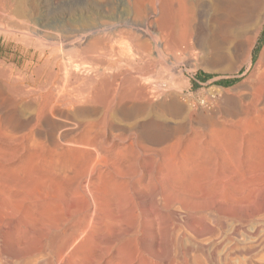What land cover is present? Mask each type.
<instances>
[{"label": "rangeland", "instance_id": "1", "mask_svg": "<svg viewBox=\"0 0 264 264\" xmlns=\"http://www.w3.org/2000/svg\"><path fill=\"white\" fill-rule=\"evenodd\" d=\"M34 1L35 0H24V6L26 8L24 7L25 10H24V13H22V14L17 13L16 10H15V12H13L14 8H15L14 5L12 7L13 10L10 7L6 8V12L7 13H5V11H0L1 13L3 12L2 15L0 14V63H1L0 64V72H2V73H0V77L3 78L4 81H6L8 86H12V84L15 81L18 80V81H21L24 84V86H26L27 89H29L30 87H31L30 89H32V87H34L33 89L37 88L36 90L40 89L42 94L43 93L45 94V92H43V91L46 90L47 88H53L56 85L57 86L54 88L55 89L54 91L57 93L56 90H58V91L60 90L58 88L63 86L64 81H65V83L68 84V85L67 84H64V85H65L66 88L68 87L69 90H70V86L69 85L73 84V86H72L73 88H72V91H71L72 94H76L78 90L79 91L80 90L85 91V89L89 90L88 87H90V85H88L89 83L85 79L80 78V79H75V81H74L73 80L74 78H72V79L66 80V77L64 76L65 74H63L64 71L62 70L64 68V66H68V65L72 66L74 64H79L77 62L78 57H79V60H81L80 57L83 56V53L80 51V49H81L80 47H78L79 51L76 48H69V50H68V48H67V50L65 48L64 50H61V49H59V48H57L55 46L41 44L42 41H39L41 39H39L37 37L30 36V35L23 34L21 32L20 33L16 32V31H14V29H13L14 27L13 26L15 25V23L18 22L19 19H22L20 17L23 16V18L25 20V18H27V17H29L31 15L33 17H35L37 15L36 16L37 18L39 16H41L40 19H43V20H46L48 22H51V23L55 24V22L57 23V22L65 19V18H69V16H71V12H72L70 9L73 8V7L74 8L77 7L76 4H81L82 3L83 5H86V4H88V2H92L93 0H71V1L70 0H60V1L57 0L56 3H54L56 0H39L40 2L38 0H36L35 2ZM51 1H53V2H51ZM130 1H132V0H106V1L105 0H98V2H99L98 5L101 8H103L102 9L103 13L112 14V15L118 17V18H120V17L124 18L130 12V11H127L128 9L130 10ZM228 1H229V3H228ZM30 3H32L31 5L33 6V8L31 7ZM69 4H71V6ZM40 5H41V7H40ZM260 5H261L260 7L258 6L259 8L257 7L258 10L256 9L254 11L253 15L251 16V18L243 25L244 29L241 28L239 30L240 33L237 32L235 34L234 32H236L237 30L236 31L232 30V32L229 35L223 36V35H221L219 33L220 32L219 29L224 24L233 22L235 17L240 14L241 6H240L239 2L237 0H222V1L221 0L220 1L219 0H212V1L211 0H189V2L187 1L186 8H187V12L189 11L190 13L189 12L186 13V17L185 18L188 21V22H185L186 23V28L183 31H180L179 33L175 32V35L171 39L168 40L169 41L168 43H167V41L165 43H163L164 44L163 46L165 48L161 46L162 47L161 48L162 49L161 54L157 55V53H155L156 49H155L154 45L152 44L151 47H152V50H153L152 52L153 53H150V57L148 56L149 53L146 52V51L143 52V55L145 56V59L144 58L143 59L142 58L138 59V58H140L139 55L138 56L135 55L136 59H137V60H135V62L137 64L135 65V63H134V66H136V68L133 65L129 66V67H131L130 68L131 70L133 69L134 75L137 78H139L141 76L140 77L141 79H144L145 75L149 76V77L145 76V79L147 81H149L151 79L149 83L151 84L152 87L155 84H158L159 86L158 85L154 86V88L157 89L155 91V93L166 92V93H164V94H166V100H165V104L164 105H160V104L158 105V103H157V105H158L157 106L156 104H153L152 107H151L152 110L147 106L146 102L141 101V100L136 101V103L133 104V106H132V108L130 110L129 109H124L125 112H127L126 115L123 114L122 116H119V117H115L114 116V117L111 118L112 120L110 122L107 121V124H105V126L104 125L102 126V128H108L107 129V131H108L107 134L110 136V138H111V134L117 133V131L111 130L109 128H131L133 126V128H132L133 129L132 130V135L133 136L131 135L132 137H130L129 139H133L137 143V145L139 143L140 144L137 146V145H135L136 143H134L132 148H129L128 150H126L125 152H123L119 156V160L122 163H127V162L130 163V162H132V160L134 162V163L132 162L133 165L130 163L131 166L129 164H126L129 167L123 171V172L126 171L127 173H125V174H128V177L126 176L127 178H124V180H127L126 182H128V184L124 186L126 188V191H125L124 187H121L119 189L120 192H118V193H120V196H122L123 194H125L127 196L126 197L125 195H123L120 198V200L121 199L125 200L124 201L125 204L123 203L122 206L120 205V207L123 208V211L120 209V207H119V209L116 208L115 204L111 205V208L114 211H116L117 209H118L117 211L121 210L122 212L121 211L120 212L125 215L124 219L125 218L126 219L123 220L124 222H122L121 225H118V226H116V228H114V230H116L118 233H116V231L114 232L115 235L113 236V238H111L110 242H109V239H107L106 237L103 239L102 236L94 239V240H96L95 243H99L100 242V244L102 246L101 249L94 248V249L90 250L88 248L87 250H85L87 254H93V253L94 254H98V252H99V255L102 256V260H101L102 263L101 264H118V263L119 264H125V262L127 264H133V263L134 264H150V263L151 264H166V263L167 264H179V263H181V264H189L190 263L191 264V262H192V264H196V263L197 264H221L222 262H223L222 264H229V263L230 264H264V238H262V237H264V230H262V229H264V201H263L264 200V192H263L264 183H262V182H264V175H263L264 171L261 172V173L255 172L254 174L252 172H250L249 170L251 169V166L253 164H256V163H252V161H249V159L246 158L245 156L241 157L243 163L241 162V159L223 160L220 157H218V154H219V151H220V146L221 147L222 146H226V147L232 148L231 150L234 151V152H238L239 149H240V151H244L243 153H245L246 150H247L246 148H249L250 146L251 147H255V146L257 147V146H261V145L264 146V137H263L264 136V127H260V128H258V127H256V128H247L246 127V125H245L246 121L248 119H251L252 116H251L249 110H247L246 105L244 104V101H242L243 100V95H244V93L246 91V86H248L250 84V82L252 81L250 77H251V75H252V73L254 71L255 65L258 62V60H259V58L261 56L262 50L264 48V26H263L262 33H261V35H260V37H259V39L257 41V44L255 45V49L253 51V54H254L253 55V65L251 66V68L249 69V71L247 72L246 75L245 74L244 75H240L241 73H243L244 71L247 70V64H246V60H245V52H244V49H243L244 47H242V45L239 42L240 40H243V42H245V44H246L247 37L252 36V32L255 31V29L259 26V24L263 23V25H264V10H263L264 5L263 4H260ZM190 6H193V7H191V9H190ZM42 8H43L44 11H42ZM106 8H107V10H106ZM126 8H128V9L124 10ZM176 8L177 7H175V9ZM188 8L190 10H188ZM109 9H111V10L109 11ZM37 10H38L39 13L36 12ZM201 10H203V11H201ZM41 12H43V13H41ZM194 12L196 13V15H195ZM257 12H259V13L257 14ZM11 13H13V14L16 13V14L13 15ZM29 13H31V14H29ZM17 14H18V16L16 17ZM9 15L14 20L12 18H10ZM11 15H13L15 18L13 16H11ZM226 15H228L227 18H226ZM195 17H197V18H195ZM53 18H55V20ZM202 18H203V20H202ZM10 20H13L14 22L10 21ZM4 21H6L5 24L3 23ZM203 21H206V22H203ZM19 22H22V21L20 20ZM251 22L253 23L254 27H253ZM188 24H190V25H188ZM194 24H196V25L194 26ZM248 25L251 26V27L248 28L249 31L246 28V27H248ZM7 26H8V28H7ZM217 28H219V29H217ZM20 29H23V28H20ZM190 29H191V31H190ZM201 30H203V31H201ZM51 32L55 33L56 31H53L52 29H50V31H49V29H47V33L44 32L45 34L42 33L41 36L44 37V35H47V34L50 35ZM180 33H183L182 36H181ZM201 33H203L204 35L201 34ZM124 35L125 36L122 35L124 38L122 36H114V38H113V34H111L110 37H112L113 40H116V39H119V37H122V38H120V40L115 41L116 42V46L117 45L120 46V45H122V44H120L121 41H126L125 40L126 34H124ZM183 35H184V37H183ZM220 35H221V37H220ZM204 37H206V38H204ZM227 37H229V38H227ZM18 38H19V40H18ZM128 38H129V36L127 35V40H128ZM202 39H203V42H202ZM200 42H202L205 45V47H204V45L202 43H201L202 44L201 45ZM166 43H167V45H166ZM85 44H86V41L83 44H81V47H85L84 46ZM118 46L116 47V49L118 48ZM166 46H167V48H166ZM171 46H173L175 49L173 47H171ZM235 46H236V49H234ZM122 47H123V49H124V51L126 53L128 51L127 55L135 53L134 50H131L130 53H129V50L126 48V45H124V44L122 45ZM164 49H167V50H164ZM47 51H49L50 53L47 52ZM75 52L77 54H79V55H77ZM80 54H81V56H80ZM58 55H60V56H58ZM63 56L66 57V58L64 59ZM69 56H70L71 60L69 59ZM135 56H133V57H135ZM74 57L77 58V60L75 59L76 63L73 62ZM63 59H64V62H63ZM43 61H44V63H43ZM140 61H141V63H140ZM72 62H73V64H72ZM86 62L87 61L85 60V63ZM142 62H145V63H142ZM58 63H61V64H58ZM65 63H67V65ZM88 64L89 63H86L85 66H88ZM217 64L219 65L218 67H217ZM58 65L59 66L61 65V66L59 67ZM8 67L10 68V71H9ZM146 68H147V70H146ZM4 69H5V71H4ZM141 69H142V71H141ZM123 70H124V67H123ZM138 70L141 71V72H139ZM135 72H137V73H135ZM10 75H11V77H10ZM15 75H17L18 77L17 76L15 77ZM60 75H62V77ZM26 76H27L28 79H26ZM157 76H159V77H157ZM203 76H206V78H204ZM4 77H6V78H4ZM247 78H250V79H247ZM152 79H154L155 82ZM245 79H246V81H245ZM61 80H64V81L62 82ZM66 81H69L70 84L68 82H66ZM165 81H167V82H165ZM77 82H78V84H77ZM91 86H92V84H91ZM44 87H45V89H44ZM152 87H151V90L154 89ZM167 92H168V94H167ZM26 98H28V100L27 99L25 100L26 103H27V102H29L30 97H28V95H27ZM235 102H237V104ZM27 105L28 104H23L22 108H21L22 115L25 114V116L23 118L29 117V115L27 116V114L28 113L30 114V112H31V109ZM60 109H61L60 116H56V119H55V121H53V125L52 126L49 127L45 123L42 122V123H40V125L38 127L41 128L43 126V128L45 129V128H67V125L68 126H72V123H75V118H76L75 112L73 110L63 109L62 107ZM6 112H7L9 117H14L17 114V112H15L12 108H9V107L6 108ZM146 113H148L150 115H148ZM248 113H249V115H247ZM164 114L166 116L165 118H163ZM145 115L147 117L144 118ZM140 116H141V118H140ZM155 116H156V119H155ZM168 117L171 118L170 119L171 122H169L170 120H169ZM235 117H237V118L239 117L238 121H237V118H235ZM245 117H247V118H245ZM159 118L160 119L162 118V120H160ZM235 119H236V121H235ZM63 120H65V121H63ZM115 120H117V121H115ZM70 121H71V123H69ZM131 121H134V122H132L133 124L130 125ZM123 123H124V125H122ZM125 123L127 125H125ZM138 124H139V126H138ZM128 125L131 126V127H129ZM234 125H235V127H234ZM231 126H233V127H231ZM19 128H33V127L26 126V125H24V123H22V125ZM34 128H36V127H34ZM140 128H141V130L147 132L149 135H153L155 137L153 143H146L145 141H143L141 139L136 140V136L134 135V132H136L135 130H137V132L140 131ZM27 131L28 130H24L23 132H27ZM194 132H196V133H194ZM193 133H194V136H193ZM252 133H254L255 135L254 134H253L254 136L253 135H249V134H252ZM177 135H180V136H177ZM219 136H221V137L219 138ZM236 136H237V138H236ZM243 136H244V138H243ZM34 137H35L36 141L37 140H41V139H39L36 130L34 131V133L32 135V138H34ZM239 137H240V139H239ZM157 138H159V140H163L160 146L157 145V141H158ZM129 139H127L126 143L129 142L128 141ZM169 139H170V141H169ZM183 140H185V141H183ZM194 140H196V141H194ZM30 141L32 142L33 140L30 139ZM202 141L203 142L205 141L206 143L205 142L202 143ZM240 141H243V142H240ZM199 142H201V143L199 144ZM169 143L171 144L172 147L170 146ZM228 143H229V145H228ZM248 143L250 144V146H249ZM28 144H30V142H28ZM178 144H181L182 146L178 145ZM203 144L204 145L206 144L205 145L206 149H205ZM119 145H122V144L121 143L118 144V142L116 141V146L111 147V149L112 150L115 149L114 151H116V149L118 148ZM144 145H146V146H144ZM200 145H202V146H200ZM209 145L210 146L212 145L211 147H213V148H211ZM49 146H50L49 142H46V141H44L42 139L41 141H39V143L36 144V148L32 147V150L33 151L34 150L35 151H38V150L42 151V149L44 147V150L42 151V154H41L42 157L44 158L45 154H46L44 152L47 151L46 148L49 147ZM135 146H137V147H135ZM161 146H162V149H160ZM208 146L211 149L208 148ZM238 146H241V147H238ZM134 147H135V149H134ZM138 147L140 148V150H138L139 149ZM190 147H191V149H190ZM194 147H196V149ZM216 147H218V148H216ZM181 148L183 149L182 151L180 150ZM197 148H198V150H197ZM200 148H202V149H200ZM215 149L218 150V151L214 152ZM153 150L154 151L157 150L156 151L157 155L153 154L154 153ZM151 151H152V154H151ZM187 151H188V153H187ZM200 151H202V152H200ZM204 152H206V153H204ZM109 153H111V152H109ZM159 153L162 154V155L159 156L158 155ZM181 154L184 155V156L181 157L182 156ZM203 155H205V156L207 155V157L205 158V156H203ZM168 156L169 157L171 156L170 159H169ZM176 156H178V158ZM212 157L215 159V161L213 160ZM26 158H27L26 156L22 157V159H26ZM156 158H158V160ZM187 158H189V159H187ZM200 158L202 160L205 158L204 162ZM207 158H208V160H207ZM216 158L219 161H217ZM163 159H168V160H166V162H167L168 169H169L168 174H167L168 181L166 179L165 190H164V194L166 196L164 194H162V192H160L157 189V182H158L157 179L158 178H156V177H158L157 176L158 175L157 174L158 164ZM123 160H125V161H123ZM134 160H136V161H134ZM140 161H141V163H140ZM169 161H172V162H169ZM185 161H187L188 164ZM232 161H233V165H232ZM244 161H246V163ZM213 163H215V164H213ZM139 164H140L141 167L139 166ZM249 164L251 166H249ZM154 165H155V167L156 166L157 167L155 168ZM186 165H187L188 168L186 167ZM198 165L201 166V168L199 166V168L201 170L198 168ZM210 165H212V166L214 165V167H212ZM131 167L134 169L133 170L134 172L132 171ZM215 167L217 168V170L215 169ZM141 168H143V169H141ZM144 169H145L146 173H145ZM202 170H203V173H202ZM225 170H226L227 173H225ZM128 171H129L130 174L128 173ZM141 171H143V172H141ZM191 171L194 174L191 173ZM207 171L208 172L212 171V172L208 173ZM229 171H231V172H229ZM131 172H133V173H131ZM135 172H136V174H135ZM149 172H150L151 175L148 174ZM216 172L219 173V175H217ZM210 173H211V175H210ZM240 173L242 175H240ZM250 174H252V175H250ZM260 174H261V176H260ZM134 175H135V177H134ZM148 175H149V177H148ZM194 175H195V177H194ZM200 175L201 176L203 175V177H206V178L202 179L200 177ZM206 175H208V176H206ZM214 175H215V177H213ZM222 175H223V177H222ZM168 176H169V178H168ZM198 176L200 177V180H199ZM219 176L221 178H219ZM132 177H134L133 180H132ZM154 177L156 178L155 180H154ZM208 177H210L211 179L208 178ZM231 177H233V178H231ZM239 177H241V178H239ZM256 177H257V179H256ZM259 177H262V178H259ZM195 178H197V179H195ZM213 178H215L214 182H213ZM225 178L228 179V180H226ZM208 179H210L211 183H207L209 181ZM248 179H249V181H248ZM197 180H198V182H197ZM261 180H262V182H261ZM146 181L148 183H146ZM200 181H202V183ZM256 181H258V182H256ZM153 182H154V184H153ZM188 182H190V183L192 182L191 184H192V186L194 184V187H195L196 190L193 189L191 184L188 183ZM129 183L131 184V187H130ZM138 183H141V184L139 185ZM169 183H171V186H173V187H169V191H168L167 188H168V186H170ZM178 183H180V185L181 184H185L186 186L182 185V187H181V186L178 185ZM259 183H261V184H259ZM52 184L53 185H52L51 188L55 189V190H53V192L50 193V194L53 195V197L55 199H59V197H61L62 195H65L68 192V187H67L68 184L67 183H66L67 184L66 185L65 182L61 183V181L57 180L56 182L54 181ZM206 184H209V185H206ZM243 184L247 185L248 188H250V187L251 188L255 187V188H254V190H253V188L252 189L250 188V190H253V191H249L248 189H246L247 187L245 185H244L245 187L242 186ZM250 184H251V186H250ZM135 185H136V187H135ZM219 185H221V186H219ZM226 185H227V187H226L227 189L225 188ZM127 186H128V188H127ZM183 186H185V188ZM208 186H209V188H208ZM231 186L232 187L234 186V187L232 188ZM257 186H259L261 188H258ZM74 187H75V183H74ZM110 187L111 188H108V190H106V191L110 192V193L114 192L113 193L114 194V198L115 199L118 198V196H117L118 194L115 192V186L112 184V186H110ZM150 187H152V188L150 189ZM187 187H188V190L186 189ZM189 187H191L192 189L189 188ZM219 187H220V191H219ZM136 188H137V190H135ZM139 188H140V192L138 191ZM147 188L150 191L153 190V192L150 193V195H149V193H147V192H149V190H145ZM174 188H175V192L176 193H178V194L180 193V195H178L180 197H182V196L185 197V195H186V194L182 195L181 192L182 193L183 192L187 193L186 200L188 202H190L191 204H193V205L196 204V206L192 205L193 206V208H192V206L189 205L190 203L187 204V201L185 199H182L183 200L182 202H181V198L180 197H178V199H176L177 198V196H176L177 194L174 193ZM222 188L225 189V190H221ZM241 188H243L244 190L241 189ZM58 189H59L60 192L58 191ZM130 189H132L131 190L132 193H131ZM183 189L184 190L186 189V191H184ZM216 189H217V191H215ZM255 189H257L259 191H256ZM260 189H263L261 191V193H260ZM177 190H179V191L177 192ZM192 190L195 191V192L191 193ZM211 190H212V192H211ZM240 190H242L243 192L240 191ZM65 191H66V193H65ZM172 191H173L175 196L171 195ZM205 191H206V193H205ZM255 191L257 192L256 194L253 193ZM63 193H65V194H63ZM121 193H122V195H121ZM128 193H130V194H128ZM209 193L211 194V197L213 196V198H210V194ZM58 194H59V197H58ZM153 194H154V196H153ZM158 194L161 195V196L164 195L165 197L164 196L161 197ZM188 194L189 195L191 194L193 196V198L190 195V198L187 199V196L189 197ZM258 194H259L260 198H259ZM129 195L131 197H128ZM144 195H147V196L144 197ZM136 196L139 197V200L137 199L138 197H136ZM151 196L154 197V200H153V198ZM200 196L205 201L202 200L200 198ZM171 197H174V198H171ZM217 198H219L221 201L219 199H217ZM148 199H150V200L148 201ZM173 199H175L174 200L175 202H171ZM210 199H212V201L215 200V202L213 201L214 202L213 203ZM135 200L138 203H136ZM199 200L201 201L200 202V206L198 204ZM241 200H242L243 203H241ZM260 200H261V202H260ZM126 201H127V204H126ZM167 201H169V202H167ZM225 201L228 202V203L225 204ZM247 201H249V202H247ZM133 202H135V203H133ZM205 202L207 204H205ZM147 203H148L149 207H148ZM159 203H161V204H159ZM167 203H168V207H166ZM169 203H171V204L169 205ZM217 203H221V204H217ZM222 203H224V204L222 205ZM231 203H233V204H231ZM173 204L175 206H173ZM184 204H186L187 207H183V209H182V206H186ZM228 204L230 206H228ZM125 205H127V206L124 207ZM152 205L153 206L155 205L154 210L152 208ZM164 205H165L167 210H165ZM188 205L190 206V208H189ZM201 206H202V209L200 208ZM138 207H139V209H138ZM169 207L171 208V210H170L171 212L169 211ZM176 207H177V209H176ZM203 207H206V209L203 208ZM210 207H213V208H210ZM231 207H232V209H231ZM65 208H67V207H65V206L63 208L61 207V209L58 211L59 212L58 215L61 216L62 218H65V221H63L64 223L61 222L57 226L59 228L55 227V229H54V228L51 227L48 230L47 229L46 230L34 229L35 232L32 233L30 231L31 225L28 224V225L24 226V231L22 233L24 235V237H25V238L24 237L23 238L26 239V243H24L25 245L23 246L25 248L24 249L25 251H22L24 253V255H28V256L29 255H35L36 257H41L42 256V257L50 258V256H47V255H51V257L52 256L54 257L55 255L59 254V252L61 251L62 245L64 244V241H66L68 239V238H66L67 235H65V233H67L68 231L69 232L71 231L70 230L71 229V224L75 221V220H72V219H75V217L76 218L78 217V214H76V215L75 214L74 215L73 214H66L64 211H66L67 209L65 210ZM141 208H142V210H141ZM150 208L152 209L151 213L149 211ZM184 208H185V211H184ZM194 208L195 209H197V208L200 209V212L198 210L196 211ZM62 209H64V210H62ZM187 209H189L188 212L186 211ZM124 210H125V212H124ZM126 210H130L131 212L130 211L128 212ZM139 210H141V211H139ZM192 210H195V211H192ZM207 210L209 212H207ZM234 210H236V211H234ZM242 210H244V211H242ZM251 210H254V212H252ZM143 211H144V213H143ZM183 211L185 213H183ZM239 211H241L242 214L239 213ZM246 211H248L250 213H248ZM262 211H263V213H262ZM157 212H158V214H157ZM176 212H178V214ZM236 212H238V213H236ZM125 213H127L129 215H127ZM154 213H156V215ZM234 213H235V215H234ZM243 213H245V214L243 215ZM82 214L83 213H81L79 216H82ZM136 214H137V216H136ZM153 215H154V217L156 216L157 219L154 218ZM157 215H159V217ZM203 215H205L206 217L203 216ZM231 215L233 216V219H232ZM172 216H173V218H172ZM228 216L230 217L229 219H231L233 221H230L229 219H227ZM69 217H71V218H69ZM136 217H137V219H136ZM177 217H178L179 220L177 219ZM234 217H236L235 220H234ZM237 217L238 218L240 217V220H237L238 219ZM129 218H130V220H127ZM140 218H142V219H140ZM225 218H226V220H225ZM208 219H210V221ZM246 219H248V220H246ZM187 220L190 221V222H188ZM249 220L253 221V222L250 223ZM68 221H70V222H68ZM156 221L157 222L159 221V223H157ZM179 221H180L181 224L178 223ZM236 221H238V222L240 221V222L238 223ZM241 221H244V222H241ZM245 221H246V223H245ZM247 221H249V223ZM255 221H256V224H255ZM258 221H259V223H258ZM67 222H68V224H67ZM137 222H138V224H137V227H136V223ZM153 222H154V224H153ZM204 222H206V223L204 224ZM65 223H66V225H65ZM199 223H200V225H199V229H198V226H196V225H198ZM215 223L217 225H215ZM222 223H224V225ZM232 223H235V225L232 224ZM130 224H132V225H130ZM143 224H144V226H143ZM172 224H173V226H172ZM184 224H186V225H184ZM211 224H213V226ZM133 225H135V226H133ZM145 225H147V226L145 227ZM160 225H161V228H159ZM203 225L204 226L206 225V227H205L206 229L204 228ZM119 226H120L121 230H123V231H120ZM195 226L197 227L198 230L195 228ZM215 226H217V227H215ZM184 227H185V229L187 231L184 230ZM202 227H203V229H202ZM136 228L138 230L139 229L140 230L138 231ZM180 228L181 229L183 228V230H181L182 232L180 231ZM226 228H227V230H226ZM240 228H241V230H240ZM124 229H125V231H124ZM135 229H136V231H135ZM141 229H142V231H141ZM155 229H156V233L159 232L158 234H155ZM201 229L204 231V233H202L203 231H200ZM208 229H210L211 231L208 230ZM242 229L244 231L243 233H242ZM161 230L164 231L165 234H167V235L164 236V233ZM176 230L178 232L180 231L181 233L179 232L180 234L177 235L178 232ZM194 230H195L196 233H194ZM254 230H255V232H254ZM46 231H48V232H46ZM189 231L190 232L193 231V233L191 232V234H189ZM212 231H213V233H212ZM60 232L61 233L63 232V233L60 234ZM123 232H127L128 234L127 233L125 234ZM169 232H170V235L168 234ZM122 233H123V235H122ZM140 233H142V234H140ZM172 233H174V234H172ZM183 233H185L186 236ZM200 233L202 234V236H201ZM248 233H250V234L247 235ZM136 234H138V235H136ZM28 235H30V237ZM155 235H156V238H155ZM183 235H184V237H182ZM215 235L216 236L220 235V236L216 238ZM230 235H234V236H230ZM44 236H46V237L44 238ZM224 236H226V237H224ZM15 237H16V235L14 233H11L9 235V237H8L9 238L8 239L9 244H8V248H7L6 254H5L8 257H11V256L13 257V256H15L17 254L15 252L16 248L14 247L15 246L14 245L15 244L14 241H17L15 239ZM115 237H117V238L115 239ZM121 237H122V239H121ZM139 237H140V239H139ZM148 237H151L150 238L151 240ZM196 237H198V238H196ZM202 237H204V238H202ZM214 237H215V239H217L216 241H215ZM241 237H243L242 241H241ZM41 238H43L44 240L41 239ZM165 238H166V241H164ZM193 238H196L197 241H195L196 239L194 240ZM244 238H245V240H244ZM30 239L35 241V243H33V241H31ZM156 239H158L159 241L156 240ZM190 239H191V241H190ZM56 240H58V241H56ZM135 240L136 241L138 240L137 242H139V241L140 242L137 243ZM210 240H212V241H210ZM160 241L161 242L164 241L165 243L163 242L162 244H160ZM175 241L176 242L178 241L177 242L178 245L175 244L176 243ZM194 242H195V244H194ZM204 242L207 243V246H206V243H204ZM259 242H262V243L258 244ZM44 243H45V245H44ZM48 243H49V245H48ZM104 243H106V244H104ZM116 243H117V245H115ZM119 243H121V244H119ZM167 243H169L170 246ZM191 243H192V245H191ZM197 243H198L199 247L197 246ZM237 243H239L240 245L239 244L237 245ZM29 244H31V245H29ZM36 244H38V245H36ZM133 244H135V245L132 246ZM179 244H181V245L179 246ZM193 244L195 246H193ZM254 244L258 245L257 248H256V246ZM105 245L106 246L109 245L110 247L108 246L106 248ZM228 245H229V247H227ZM233 245H234V247H233ZM38 246L40 248H38ZM136 246H137V248H136ZM171 246H173V248ZM202 246H204V247H202ZM240 246H242V247H240ZM148 247H151V248L149 249ZM143 248H144V250H143ZM174 248L177 249L176 252H175ZM211 248H212V250H211ZM238 248H240V249H238ZM9 249H11V250H9ZM109 249L112 250V251H110ZM147 249H148L149 252H147ZM156 249H158V250H156ZM159 249H161V250H159ZM167 249H169V250H167ZM104 250H106V251H104ZM182 250H184L187 253H184V251H182ZM225 250H227V251H225ZM230 250H231V252H230ZM107 251H108V254H107ZM118 251H120V252H118ZM164 251L167 252V253H165ZM246 251L250 255L249 254L247 255ZM250 251H252L253 253L252 252L250 253ZM13 252H15L14 255H12ZM104 252H105V255H102V254H104ZM144 252H145V255H144ZM216 252H218V253H216ZM220 252H221V255H220ZM245 252H246V254H245ZM146 253L151 254V255H147ZM169 253H170L171 256L168 255ZM141 254H143V255H141ZM163 254H166L167 257H166V255H163ZM182 254H184V255H182ZM188 254L190 255L191 258H193V260L190 257H188ZM226 254L228 255L227 258H226V256H227ZM209 255H211V256H209ZM214 255L217 256V257L215 258ZM224 255H225V257H224ZM117 256H119V257H117ZM161 256H162V258H160ZM128 261H130V263H128ZM145 261H147V263ZM193 261L196 262V263H194Z\"/></svg>", "mask_w": 264, "mask_h": 264}, {"label": "bare ground", "instance_id": "2", "mask_svg": "<svg viewBox=\"0 0 264 264\" xmlns=\"http://www.w3.org/2000/svg\"><path fill=\"white\" fill-rule=\"evenodd\" d=\"M36 1V0H35ZM34 1V2H35ZM39 1V0H38ZM60 1V0H59ZM71 1V0H70ZM106 1V0H105ZM187 1L189 2V0H132L130 1V10L128 8L124 9L127 11H130L126 17L124 18H118L112 14H106L103 13L102 9L99 5H98V0H93L92 2H88V4L86 5H82L81 4H76L77 7H73L70 10L71 12V16H69V18H65L59 22H55V24L48 22L46 20L40 19L41 16H39L38 18L35 16L33 17L32 15L25 18L20 17L22 19H19L17 23H15V25L13 26L14 31L16 32H21L23 34L26 35H30L33 37H37L42 41L41 44H45V45H50V46H55L61 50H64L66 48H76L79 51L80 47V51L83 53V56L80 57L81 60H78L77 58L74 57L73 62H75V59L77 60V62L79 64H74V65H68V66H64V68L62 69L64 71L63 74H65L64 76L66 77V80L68 79H72L75 81V79H80L83 78L85 79L90 85V87H88L89 90L85 89V91L83 90H78L76 94H72V86L73 84L69 85L70 86V90L69 88L65 87L64 84L65 83V79L61 80L62 82L64 81V84L62 87H59L58 89H60L59 91H57V93L54 91L55 87L53 88H47L46 90H44L43 92H45V94L41 92V90H36L33 89L34 87H32V89H27L26 86H24V84L21 81H15L12 86H8L6 81L3 80V78L0 77V264H101L102 263V256L98 254H87L85 250H87L88 248L90 250L94 249V248H98L101 249L102 246L99 243H95L96 240H94L95 238H98L100 236H102V238L104 239L105 237L107 239H109V242L111 241V238H113V236L115 235V231L114 228H116V226L121 225L122 222H124L123 220L125 215L122 214L121 212L123 211V208L120 207V205L122 206L123 203L125 204V200H120V198L125 195L121 193L122 196H120V192L119 189L121 187H124L125 185L128 184V182H126L127 180H124V178L128 177V174L126 171L123 172L125 169H127L129 166L126 164H129L131 166L132 162H127V163H122L119 160V156L125 152L126 150H128L129 148H132L134 143H136L133 139H129L130 137H132V128L133 126H129L131 128H109L111 130H115L117 131V133H113L111 134V138L110 136L107 134L108 128H102V126L105 124H107V121L110 122L112 119V117H119L122 116L123 114L126 115L127 112H125L124 109H131L133 104L136 103V101H144L146 102L147 106L152 110V105L158 103V105H164L165 104V100H166V92H158L155 93V91L157 90L156 88H154V86L158 85L155 84L153 87L151 86V84L149 83V81H147L145 79H141L140 77L137 78L134 73H133V69L131 70L129 66H134L137 64L135 62L136 56L139 55L140 58L138 59H145V56L143 55V52L146 51L148 52V56L150 57V53H153L152 51V47L151 45L153 44L156 51L155 53H157V55L161 54L162 51V47H164L163 43H165L167 41V43L169 42L168 40L171 39L174 35L175 32H180L183 31L186 28V23L188 22L186 20V13L187 12ZM212 1V0H211ZM220 1V0H219ZM222 1V0H221ZM241 6V12L238 16L235 17L234 21L231 23H227L224 24L223 26L217 29H219V33L223 36L229 35L232 30L236 31L234 32L235 34L237 32L240 33V29L243 28V25L251 18V16L253 15L254 11L261 6L260 4L264 5V0H237ZM40 2V1H39ZM38 2V3H39ZM53 2V1H51ZM57 0L54 2L56 3ZM227 2V1H226ZM225 2V3H226ZM13 3V4H12ZM33 3V2H32ZM30 3V5L32 4ZM229 3V1H228ZM27 4V3H26ZM36 4V3H35ZM34 4V5H35ZM13 5L15 6L14 11L16 10L17 13H24V0H0V11H5L6 12V8H12ZM39 5V4H38ZM37 5V6H38ZM71 6V4H69ZM105 5V4H104ZM129 5V4H128ZM36 6V5H35ZM43 6V5H42ZM234 6V5H233ZM259 6V7H258ZM28 7V6H27ZM31 7L33 8V6L31 5ZM41 7V5H40ZM53 7V6H52ZM127 7V6H126ZM175 7H177L175 9ZM193 6H190V9ZM258 7V8H257ZM26 8V7H25ZM105 9V8H104ZM188 8V10H190ZM200 9V8H199ZM198 9V10H199ZM13 10V8H12ZM35 10V9H34ZM41 10V9H40ZM107 10V8H106ZM111 9H109L110 11ZM264 10V8H263ZM42 11L43 8H42ZM203 11V10H201ZM200 11V12H201ZM34 12V11H33ZM38 12V10L36 11ZM108 12V11H107ZM114 12V11H113ZM121 12V11H120ZM261 12V11H260ZM3 13V12H2ZM2 13L0 12V14L2 15ZM4 13V14H5ZM39 13V12H38ZM37 13V14H38ZM43 13V12H41ZM117 13V12H116ZM127 13V12H126ZM125 13V14H126ZM190 13V12H189ZM195 13V12H194ZM259 12H257L258 14ZM13 14V13H11ZM16 14V13H15ZM13 14V15H15ZM31 14V13H29ZM60 14V13H59ZM58 14V15H59ZM64 14V13H63ZM220 14V13H219ZM6 15V14H5ZM11 15V16H13ZM25 15V14H24ZM28 15V14H27ZM41 15V14H40ZM54 15V14H53ZM52 15V16H53ZM193 15V14H192ZM196 15V13H195ZM194 15V16H195ZM202 15V14H201ZM18 16V14L16 15V17ZM45 16V15H44ZM47 16V15H46ZM119 16V15H118ZM204 16V15H203ZM228 15H226L227 18ZM10 17V15H9ZM14 17V16H13ZM12 18V17H10ZM15 18V17H14ZM50 18V17H49ZM52 18V17H51ZM191 18V17H190ZM197 18V17H195ZM201 18V17H200ZM3 19V18H2ZM13 19V18H12ZM55 20V18H53ZM9 20V19H8ZM14 20V19H13ZM10 20V21H13ZM16 20V19H15ZM22 22H19V21ZM203 20V18H202ZM205 20V19H204ZM258 20V19H257ZM7 21V20H6ZM4 21L3 23L5 24ZM17 21V20H16ZM254 21V20H253ZM14 22V21H13ZM197 22V21H196ZM195 22V23H196ZM201 22V21H200ZM199 22V23H200ZM206 22V21H203ZM202 22V23H203ZM201 23V24H202ZM252 23V22H251ZM12 24V23H11ZM204 24V23H203ZM202 24V25H203ZM206 24V23H205ZM255 24V23H254ZM13 25V24H12ZM190 25V24H188ZM196 24H194L195 26ZM253 25V23H252ZM263 23H260L259 26L255 29V31H253L252 29V36L247 37L246 39V44L245 42H243V40H240V44L242 45V47H244V52H245V60H246V64H247V70L244 71L243 73H241L240 75H246L247 72L249 71V69L251 68V66L253 65V51L255 49V45L257 44V41L262 33L263 30ZM5 27V26H4ZM190 27V26H189ZM188 27V28H189ZM201 27V26H200ZM206 27V26H205ZM217 27V26H216ZM249 27H251L250 25H248L247 30L249 31ZM254 27V25H253ZM8 28V26H7ZM23 28V29H20ZM4 29V28H3ZM10 29V28H9ZM47 29H52L53 31H56L55 33H50V35H44V37L41 36L42 33H47ZM244 29V28H243ZM242 29V30H243ZM5 30V29H4ZM186 31V30H185ZM191 31V29H190ZM194 31V30H193ZM203 31V30H201ZM246 31V30H245ZM44 33V34H45ZM193 33V32H192ZM111 34H113V38L114 36H125L124 34H126L125 40L126 41H121L120 44H124L126 45V48L129 50V53L131 50H134L135 53H132L130 55L124 51L122 45L118 46V48L116 49V42L120 40L116 39L113 40L111 36ZM181 36L183 33H180ZM200 34V33H199ZM203 34V33H201ZM244 34V33H243ZM127 35L129 36L128 40H127ZM193 35V34H192ZM204 35V34H203ZM220 35V37H221ZM180 36V35H179ZM188 36V35H187ZM184 37V35H183ZM217 37V36H216ZM245 37V38H246ZM124 38V37H123ZM203 38V37H202ZM206 38V37H204ZM223 38V37H222ZM229 38V37H227ZM244 38V39H245ZM19 40V38H18ZM123 40V39H122ZM22 41V40H21ZM20 41V42H21ZM86 41V44L84 45L85 47H81V44H83ZM203 42V39H202ZM200 42V44L202 43ZM238 42V43H239ZM166 43V45H167ZM205 43V42H204ZM203 44V43H202ZM201 44V45H202ZM230 44V43H229ZM204 45V44H203ZM231 45V44H230ZM42 46V45H41ZM162 46V47H161ZM173 47V46H171ZM170 47V48H171ZM205 47V45H204ZM125 48V49H126ZM165 48V47H164ZM167 48V46H166ZM174 48V47H173ZM154 49V48H153ZM175 49V48H174ZM234 49H236V46L234 47ZM242 49V48H241ZM167 50V49H164ZM227 50V49H226ZM51 51V50H50ZM228 51V50H227ZM49 52V51H47ZM229 52V51H228ZM41 53V52H40ZM50 53V52H49ZM76 53V52H75ZM77 54V53H76ZM49 55V54H48ZM79 55V54H77ZM136 55V56H135ZM156 55V56H157ZM229 55V54H228ZM239 55V54H238ZM60 56V55H58ZM74 56V55H73ZM81 56V54H80ZM135 56V57H133ZM152 56V55H151ZM64 57V56H63ZM223 57V56H222ZM48 58V57H47ZM66 57H64L65 59ZM147 58V57H146ZM160 58V57H159ZM227 58V57H226ZM58 59V58H57ZM63 59V62H64ZM69 59L71 60L70 56ZM73 59V58H72ZM151 59V58H150ZM228 59V58H227ZM232 59V58H231ZM59 60V59H58ZM83 60V61H82ZM85 60L87 61L86 63H89L88 66H85ZM142 61V60H141ZM140 61V63H141ZM70 62V61H69ZM72 62V64H73ZM44 63V61H43ZM85 63V64H84ZM139 63V62H138ZM139 63V64H140ZM145 63V62H142ZM220 63V62H219ZM1 64V63H0ZM61 64V63H58ZM67 65V63H65ZM70 64V63H69ZM224 64V63H223ZM51 65V64H50ZM144 65V64H143ZM52 66V65H51ZM59 66V65H58ZM61 66V65H60ZM59 66V67H60ZM215 66V65H214ZM219 65L217 64V67ZM43 67V66H42ZM124 67V70H123ZM136 68V66H134ZM133 67V68H134ZM139 67V66H138ZM216 67V66H215ZM9 68V67H8ZM26 68V67H25ZM60 69V68H59ZM138 69V68H137ZM151 69V68H150ZM241 69V68H240ZM239 69V70H240ZM49 70V69H48ZM52 70V69H51ZM140 70V69H139ZM138 70V71H139ZM147 70V68H146ZM145 70V71H146ZM5 71V69H4ZM10 71V68H9ZM13 71V70H12ZM17 71V70H16ZM23 71V70H22ZM61 71V70H60ZM137 71V72H138ZM142 71V69H141ZM139 71V72H141ZM36 72V71H35ZM135 72V73H137ZM138 72V73H139ZM2 73V72H0ZM15 73V72H14ZM24 74V73H23ZM26 74V73H25ZM40 74V73H39ZM47 74V73H46ZM145 74V73H144ZM158 74V73H157ZM12 75V74H11ZM10 75V77H11ZM37 75V74H36ZM51 75V74H50ZM148 75V74H147ZM151 75V74H150ZM17 75H15L16 77ZM23 76V75H22ZM39 76V75H38ZM46 76V75H45ZM62 77V75H60ZM63 76V77H64ZM139 76V75H138ZM14 77V76H13ZM18 77V76H17ZM64 77V78H65ZM149 77V76H146ZM159 77V76H157ZM6 78V77H4ZM25 78V77H24ZM251 82L248 86H246V91L243 95V100L244 104L246 105L247 110H249L252 118L248 119L245 123L247 128H260V127H264V48L262 50L261 56L258 60V62L255 65L254 71L251 75ZM247 78V79H250ZM26 79L27 76H26ZM39 79V78H38ZM41 79V78H40ZM25 80V79H24ZM31 80V79H30ZM57 80V79H56ZM55 80V81H56ZM72 80V81H73ZM154 81V79H152ZM161 80V79H160ZM42 81V80H41ZM152 81V82H153ZM246 81V79H245ZM248 81V80H247ZM40 82V81H39ZM58 82V81H57ZM56 82V83H57ZM69 83V81H66ZM80 82V81H79ZM155 82V81H154ZM160 82V81H159ZM167 82V81H165ZM37 84V83H36ZM60 84V83H59ZM70 84V83H69ZM78 84V82H77ZM92 84V86H91ZM246 84V83H245ZM27 85V84H26ZM40 85V84H39ZM68 85V84H67ZM159 86V85H158ZM164 86V85H163ZM50 87V86H49ZM151 87L154 88L151 90ZM45 89V87H44ZM53 89V90H52ZM174 90V89H173ZM165 91V90H164ZM170 91V90H169ZM237 91V90H236ZM239 91V90H238ZM74 93V92H73ZM230 93V92H229ZM236 93V92H235ZM168 94V92H167ZM28 95V97H30L29 102L26 103V99L28 100V98H26ZM239 96V95H238ZM176 98V97H175ZM240 98V97H239ZM229 102V101H228ZM237 104V102H235ZM23 104H28L27 106L31 109L30 114L26 113L27 116L29 115V117L27 118H23L25 116L22 115L21 112V108ZM157 105V106H158ZM227 105V104H226ZM229 105V104H228ZM232 105V104H231ZM12 108L15 112H17V114L14 117H9L7 112H6V108ZM67 109V110H73L75 112V123H72V126H68L67 128H43V126L41 128H39L38 126L40 125V123H45L47 126H52L53 125V121H55L56 116H60V112L61 109ZM184 107V106H183ZM236 108V107H235ZM23 110V109H22ZM29 110V109H28ZM25 111V110H24ZM238 111V110H237ZM244 113V112H243ZM242 113V114H243ZM130 114V113H129ZM148 114V113H146ZM150 115V114H148ZM249 115V113L247 114ZM157 116V115H156ZM155 116V119H156ZM147 117L146 115L144 116V118ZM165 114L164 117L165 118ZM234 117V116H233ZM240 117V116H239ZM238 117V118H239ZM243 117V116H242ZM141 118V116H140ZM158 118V117H157ZM169 118V117H168ZM167 118V119H168ZM237 118V117H235ZM237 118V121H238ZM247 118V117H245ZM58 119V118H57ZM119 119V118H118ZM160 119V118H159ZM166 119V120H167ZM171 118H169L170 120ZM162 120V118L160 119ZM233 120V119H232ZM65 121V120H63ZM117 121V120H115ZM119 121V120H118ZM124 121V120H123ZM236 121V119H235ZM114 122V121H113ZM112 122V123H113ZM120 122V121H119ZM126 122V121H125ZM131 121L130 125L133 124ZM136 122V121H135ZM139 122V121H138ZM137 122V123H138ZM171 122V120L169 121ZM22 123H24V125L29 126V127H33V128H19ZM71 123V121L69 122ZM128 123V122H127ZM176 123V122H175ZM121 124V123H120ZM233 124V123H232ZM66 125V124H65ZM124 125V123L122 124ZM125 125H127L125 123ZM231 125V124H230ZM139 126V124H138ZM36 127V128H34ZM38 127V128H37ZM233 127V126H231ZM235 127V125H234ZM239 127V126H238ZM237 127V128H238ZM154 128V127H153ZM137 129V128H136ZM24 130H28L27 132H23ZM36 130L37 135L39 137V139H43L46 142H49L50 146L46 148L47 151H45V157H42V151L44 150V147L42 149V151H33L32 147L36 148V144L39 143V141L41 140H35V137L32 138V135L34 133V131ZM196 130V129H195ZM211 130V129H210ZM230 130V129H229ZM136 132H134V135L136 136V140L141 139L143 141H145L146 143H153L155 137L153 135H149L147 132L141 130L137 132V130H135ZM23 132V133H22ZM180 132V131H179ZM196 133V132H194ZM193 133V136H194ZM218 133V132H217ZM171 134V133H170ZM182 134V133H181ZM180 134V135H181ZM204 134V133H203ZM231 134V133H230ZM249 134V135H253ZM132 135V136H131ZM177 135V136H180ZM189 135V134H188ZM223 135V134H222ZM225 135V134H224ZM240 135V134H239ZM247 135V134H246ZM255 135V134H254ZM253 135V136H254ZM261 135V134H260ZM134 136V137H135ZM182 136V135H181ZM184 136V135H183ZM191 136V135H190ZM208 136V135H207ZM258 136V135H257ZM221 136H219L220 138ZM230 137V136H229ZM251 137V136H250ZM249 137V138H250ZM256 137V136H255ZM264 137V136H263ZM170 138V137H169ZM181 138V137H180ZM189 138V137H188ZM204 138V137H203ZM209 138V137H208ZM237 138V136H236ZM244 138V136H243ZM252 138V137H251ZM33 140L32 142L30 141ZM127 139H129L128 143H126ZM157 145H161L163 140H159V138H157ZM179 139V138H178ZM182 139V138H181ZM227 139V138H226ZM240 139V137H239ZM248 139V138H247ZM203 140V139H202ZM218 140V139H217ZM234 140V139H233ZM245 140V139H244ZM116 141L119 143H121L122 145H119L118 148L116 149V151L112 150L111 147L116 146ZM170 141V139H169ZM178 141V140H177ZM185 141V140H183ZM196 141V140H194ZM225 141V140H224ZM238 141V140H237ZM260 141V140H259ZM28 142H30V144H28ZM144 142V143H145ZM172 142V141H171ZM182 142V141H181ZM205 142V141H204ZM202 141V143H204ZM215 142V141H214ZM243 142V141H240ZM126 143V144H125ZM177 143V142H176ZM192 143V142H191ZM201 142H199L200 144ZM206 143V142H205ZM212 143V142H211ZM32 144V145H31ZM140 144V143H139ZM138 144V145H139ZM170 144V143H169ZM184 144V143H183ZM193 144V143H192ZM249 144V143H248ZM31 145V146H30ZM39 145V144H38ZM48 145V144H47ZM137 145V143L135 144ZM137 145V146H138ZM142 145V144H141ZM163 145V144H162ZM181 145V144H178ZM191 145V144H190ZM195 145V144H194ZM204 145V144H203ZM206 145V144H205ZM204 145V147H205ZM213 145V144H212ZM211 145V146H212ZM229 145V143H228ZM243 145V144H242ZM44 146V145H43ZM46 146V145H45ZM135 146V147H137ZM146 146V145H144ZM164 146V145H163ZM171 146V144H170ZM182 146V145H181ZM202 146V145H200ZM210 146V145H209ZM208 146V148H210ZM216 146V145H215ZM214 146V147H215ZM250 146V144H249ZM134 147V149H135ZM172 147V146H171ZM241 147V146H238ZM139 148V147H138ZM148 148V147H147ZM156 148V147H155ZM165 148V147H164ZM163 148V149H164ZM196 149V147H194ZM213 148V147H211ZM210 148V149H211ZM218 148V147H216ZM150 149V148H149ZM162 149V146L161 148ZM191 149V147H190ZM202 149V148H200ZM206 149V147H205ZM232 148L226 147V146H220V151L218 154V157H220L223 160H233V159H241L242 156H245L246 158L249 159V161H252V163H256L253 164L252 166L249 164V166H251V169L249 170L250 172H252L253 174L255 172H263L264 171V146H255V147H249L246 148V152L243 153L244 151H239L238 152H234L231 150ZM140 150V148L138 149ZM142 150V149H141ZM181 151L183 150L182 148L180 149ZM198 150V148H197ZM245 150V149H244ZM157 151V150H156ZM156 151L153 150V154H156ZM163 151V150H162ZM165 151V150H164ZM189 151V150H188ZM187 151V153H188ZM191 151V150H190ZM218 150L215 149L214 152H216ZM237 151V150H236ZM111 152V153H109ZM128 152V151H127ZM136 152V151H135ZM150 152V151H149ZM196 152V151H195ZM202 152V151H200ZM199 152V153H200ZM143 153V152H142ZM180 153V152H179ZM184 153V152H183ZM194 153V152H193ZM206 153V152H204ZM208 153V152H207ZM152 154V151H151ZM216 154V153H215ZM141 155V154H140ZM148 155V154H147ZM159 156H161L162 154H158ZM168 155V154H167ZM182 155V154H181ZM194 155V154H193ZM217 155V154H216ZM23 156H26V159H22ZM166 156V155H165ZM184 155H182L181 157H183ZM205 156V155H203ZM144 157V156H143ZM155 157V156H154ZM157 157V156H156ZM169 157V156H168ZM167 157V158H168ZM171 157V156H170ZM169 157V159H170ZM173 157V156H172ZM178 158V156H176ZM189 157V156H188ZM199 157V156H198ZM207 157V155L205 156V158ZM217 157V158H218ZM134 158V157H133ZM137 158V157H136ZM148 158V157H147ZM151 158V157H150ZM149 158V159H150ZM185 158V157H184ZM193 158V157H192ZM197 158V157H196ZM202 158V157H201ZM200 158V159H201ZM204 158V159H205ZM213 158V157H212ZM216 158V160H217ZM245 158V159H246ZM148 159V160H149ZM158 160V158H156ZM189 159V158H187ZM204 159L202 160L204 162ZM210 159V158H209ZM219 159V158H218ZM138 160V159H137ZM155 160V159H154ZM166 160L168 159H163V160H159V164L157 167V189L162 192V194H164V190H165V183H166V179H167V174H168V165ZM178 160V159H177ZM196 160V159H195ZM208 160V158H207ZM213 160L215 161V159L213 158ZM125 161V160H123ZM136 161V160H134ZM156 161V160H155ZM154 161V162H155ZM173 161V160H172ZM169 161V162H172ZM200 161V160H199ZM198 161V162H199ZM211 161V160H210ZM213 161V162H214ZM219 161V160H217ZM221 161V160H220ZM236 161V160H235ZM174 162V161H173ZM178 162V161H177ZM187 162V161H185ZM224 162V161H223ZM242 162V159H241ZM246 163V161H244ZM134 163V162H133ZM138 163V162H137ZM141 163V161H140ZM157 163V162H156ZM155 163V164H156ZM206 163V162H205ZM220 163V162H219ZM225 163V162H224ZM243 163V162H242ZM178 164V163H177ZM176 164V165H177ZM188 164V162H187ZM202 164V163H201ZM204 164V163H203ZM215 164V163H213ZM223 164V163H222ZM238 164V163H237ZM133 165V164H132ZM138 165V164H137ZM232 165H233V161H232ZM135 166V165H134ZM140 166V164H139ZM143 166V165H142ZM191 166V165H190ZM200 165H198L199 168ZM207 166V165H206ZM205 166V167H206ZM212 166V165H210ZM141 167V166H140ZM155 167V165H154ZM155 167V168H156ZM187 167V165H186ZM208 167V166H207ZM214 167V165L212 166ZM232 167V166H231ZM244 167V166H243ZM132 168V167H131ZM188 168V167H187ZM201 168V166H200ZM199 168V169H200ZM204 168V167H203ZM240 168V167H239ZM249 168V167H248ZM137 169V168H136ZM143 169V168H141ZM179 169V168H178ZM181 169V168H180ZM208 169V168H207ZM213 169V168H212ZM211 169V170H212ZM215 169L217 170V168L215 167ZM131 170V169H130ZM134 169L132 168V171ZM140 170V169H139ZM189 170V169H188ZM201 170V169H200ZM209 170V169H208ZM238 170V169H237ZM236 170V171H237ZM137 171V170H136ZM145 171V169H144ZM155 171V170H154ZM194 171V170H193ZM214 171V170H213ZM239 171V170H238ZM237 171V172H238ZM242 171V170H241ZM134 172V171H133ZM131 172V173H133ZM140 172V171H139ZM143 172V171H141ZM151 172V171H150ZM150 172L148 174H150ZM176 172V171H175ZM179 172V171H178ZM208 172V171H207ZM212 172V171H209ZM208 172V173H209ZM215 172V171H214ZM220 172V171H219ZM231 172V171H229ZM240 172V171H239ZM129 173V171H128ZM138 173V172H137ZM146 173V171H145ZM156 173V172H155ZM180 173V172H179ZM186 173V172H185ZM191 173H193L191 171ZM190 173V174H191ZM203 173V170H202ZM217 173V172H216ZM224 173V172H223ZM225 173L226 170H225ZM233 173V172H232ZM242 173V172H241ZM240 173V175H242ZM130 174V173H129ZM136 174V172H135ZM181 174V173H180ZM194 174V173H193ZM221 174V173H220ZM237 174V173H236ZM258 174V173H257ZM132 175V174H131ZM130 175V176H131ZM151 175V174H150ZM204 175V174H203ZM203 175L200 177L202 179H205L206 177H203ZM211 175V173H210ZM209 175V176H210ZM217 175H219V173H217ZM249 175V174H248ZM252 175V174H250ZM264 175V174H263ZM127 176V177H126ZM208 176V175H206ZM227 176V175H226ZM238 176V175H237ZM261 176V174H260ZM118 177V178H117ZM135 177V175H134ZM132 177V180L133 178ZM149 177V175H148ZM154 177V180L156 179ZM171 177V176H170ZM187 177V176H186ZM193 177V176H192ZM195 177V175H194ZM193 177V178H194ZM199 177V176H198ZM199 177V180H200ZM215 177V175L213 176ZM218 177V176H217ZM223 177V175H222ZM245 177V176H244ZM243 177V178H244ZM263 177V176H262ZM259 177V178H262ZM142 178V177H141ZM169 178V176H168ZM178 178V177H177ZM189 178V177H188ZM192 178V179H193ZM210 178V177H208ZM219 178H221L219 176ZM229 178V177H228ZM233 178V177H231ZM241 178V177H239ZM238 178V179H239ZM242 178V179H243ZM148 179V178H147ZM197 179V178H195ZM211 179V178H210ZM210 179H208L210 181ZM213 178V182H214ZM226 179V178H225ZM237 179V180H238ZM257 179V177H256ZM61 181L65 182V184H68V192L63 193L65 195H62L61 197H58L59 199H55L53 197V195H51L50 193L53 192L52 189V183L55 181ZM146 180V179H145ZM149 180V179H148ZM228 180V179H226ZM129 181V180H128ZM150 181V180H149ZM168 181V179H167ZM174 181V180H173ZM181 181V180H180ZM195 181V180H194ZM203 181V180H202ZM202 181H200L202 183ZM205 181V180H204ZM207 183H211L210 182ZM249 181V179H248ZM254 181V180H253ZM260 181V180H259ZM151 182V181H150ZM171 182V181H170ZM196 182V181H195ZM198 182V180H197ZM231 182V181H230ZM258 182V181H256ZM262 182V180H261ZM74 183H75V187H74ZM146 183H148L146 181ZM183 183V182H182ZM190 183V182H188ZM187 183V184H188ZM192 183V182H191ZM190 183V184H191ZM233 183V182H232ZM250 183V182H249ZM264 183V182H262ZM66 184V185H67ZM112 184L115 186V192L118 194V198H114V192H107L106 190H108V188H111L110 186H112ZM139 185L141 183H138ZM151 184V183H150ZM149 184V185H150ZM154 184V182H153ZM170 186H168V191H169V187H173L171 186V183H169ZM168 184V185H169ZM173 184V183H172ZM197 184V183H196ZM199 184V183H198ZM225 184V183H224ZM229 184V183H228ZM252 184V183H251ZM250 184V186H251ZM258 184V183H257ZM261 184V183H259ZM130 187L131 184L129 183ZM145 185V184H144ZM152 185V184H151ZM176 185V184H175ZM174 185V186H175ZM179 186L182 187V185L185 184H181L178 183ZM202 185V184H201ZM205 185V184H204ZM209 185V184H206ZM214 185V184H213ZM245 184H243L242 186H244ZM147 186V185H146ZM155 186V185H154ZM178 186V187H179ZM186 186V185H185ZM185 186H183L185 188ZM192 186V184H191ZM200 186V185H199ZM221 186V185H219ZM247 187V185H245ZM244 186V187H245ZM136 187V185H135ZM141 187V186H140ZM149 187V186H148ZM167 187V186H166ZM176 187V186H175ZM193 189H195L194 184H193ZM218 187V186H217ZM227 187V185L225 186V188ZM229 187V186H228ZM232 187V186H231ZM234 187V186H233ZM232 187V188H233ZM258 188H261L259 186H257ZM57 188V187H56ZM125 188V187H124ZM128 188V186H127ZM152 187H150L151 189ZM180 188V187H179ZM191 188V187H189ZM202 188V187H201ZM206 188V187H205ZM209 188V186H208ZM239 188V187H238ZM251 188V187H250ZM250 188H246L249 191H253L250 190ZM251 188V189H252ZM257 188V189H258ZM143 189V188H142ZM156 189V188H155ZM171 189V188H170ZM188 190V187L186 188ZM186 189L184 191H186ZM192 189V188H191ZM227 189V188H226ZM243 189V188H241ZM255 189L256 191H259ZM57 190V189H56ZM111 190V189H110ZM132 189H130L131 191ZM137 190V188L135 189ZM145 190H149L148 188ZM172 190V189H171ZM170 190V191H171ZM196 190V189H195ZM221 190H225V189H221ZM244 190V189H243ZM263 189H260V193ZM59 191V189H58ZM126 191V188H125ZM140 192V188L138 190ZM142 191V190H141ZM156 191V190H155ZM154 191V192H155ZM179 190H177L178 192ZM190 191V190H189ZM208 191V190H207ZM217 191V189L215 190ZM219 191H220V187H219ZM242 191V190H240ZM253 192L254 194H256L257 192ZM60 192V191H59ZM138 192V193H139ZM145 192V191H144ZM152 191L149 190V195L150 193H152ZM158 192V191H157ZM195 192V191H191ZM197 192V191H196ZM199 192V191H198ZM212 192V190H211ZM227 192V191H226ZM243 192V191H242ZM264 192V190H263ZM132 193V191H131ZM146 193V192H145ZM146 193V194H147ZM173 191L171 192V195H174L175 192V188H174V193ZM206 193V191H205ZM231 193V192H230ZM252 193V192H251ZM259 193V192H258ZM259 193V194H260ZM62 194V193H61ZM130 194V193H128ZM140 194V193H139ZM155 194V193H154ZM153 194V196H154ZM157 194V193H156ZM177 198L180 197L178 195H180V193H176ZM181 194H186L187 193H182ZM201 194V193H200ZM210 194V193H209ZM225 194V193H224ZM258 194V196H259ZM142 195V194H141ZM159 195V194H158ZM165 195V194H164ZM162 195V196H164ZM181 195V196H182ZM186 195L185 197L182 196L181 198V202L183 201L182 199L186 200ZM189 195V194H188ZM191 195V194H190ZM187 196V199L190 198ZM207 195V194H206ZM235 195V194H234ZM126 196V195H125ZM135 196V195H134ZM143 196V195H142ZM147 195H144V197H146ZM151 196L154 200V197ZM161 196V195H159ZM161 196V197H162ZM166 196V195H165ZM164 196V197H165ZM169 196V195H168ZM175 196V195H174ZM192 196V195H191ZM238 196V195H237ZM57 197V198H58ZM127 197V196H126ZM125 197V198H126ZM128 197H131L130 195ZM138 197V196H136ZM160 197V198H161ZM184 197V198H183ZM218 197V196H217ZM135 198V197H134ZM143 198V197H142ZM148 198V197H147ZM151 198V199H152ZM158 198V197H157ZM168 198V197H167ZM166 198V199H167ZM174 198V197H171ZM170 198V199H171ZM193 198V196H192ZM191 198V199H192ZM195 198V197H194ZM201 198V196H200ZM199 198V199H200ZM210 198H213V196L211 197L210 194ZM225 198V197H224ZM260 198V196H259ZM124 199V198H123ZM131 199V198H130ZM139 200V197L137 198ZM145 199V198H144ZM202 199V198H201ZM200 199V200H201ZM209 199V198H208ZM215 199V198H214ZM219 199V198H217ZM127 200V199H126ZM150 199H148L149 201ZM152 200V201H153ZM162 200V199H161ZM175 199H173L171 202H175ZM184 200V201H185ZM197 200V199H196ZM198 202L199 206H200V201ZM204 200V199H202ZM212 201V199H210ZM209 200V201H210ZM220 200V199H219ZM252 200V199H251ZM134 201V200H133ZM136 201V200H135ZM142 201V200H141ZM151 201V202H152ZM159 201V200H158ZM164 201V200H163ZM187 201V200H186ZM193 201V200H192ZM195 201V200H194ZM205 201V200H204ZM215 202V200H213ZM212 201V202H213ZM221 201V200H220ZM229 201V200H228ZM240 201V200H239ZM238 201V202H239ZM264 201V200H263ZM262 201V202H263ZM144 202V201H143ZM154 202V201H153ZM169 202V201H167ZM196 202V201H195ZM213 202V203H214ZM217 202V201H216ZM246 202V201H245ZM249 202V201H247ZM251 202V201H250ZM261 202V200H260ZM135 203V202H133ZM136 203H138L136 201ZM184 203V202H183ZM190 203L187 201V204ZM197 203V202H196ZM228 202L225 201V204H227ZM234 203V202H233ZM231 203V204H233ZM241 203L242 200H241ZM116 205V208L122 210L120 211H114L111 208V205ZM127 204V201H126ZM131 204V203H130ZM129 204V205H130ZM152 204V203H151ZM157 204V203H156ZM161 204V203H159ZM171 203H169L170 205ZM179 204V203H178ZM197 204V205H198ZM202 204V203H201ZM205 204H207L205 202ZM211 204V203H210ZM217 204H221V203H217ZM224 203H222L223 205ZM245 204V203H244ZM128 205V206H129ZM148 205V203H147ZM163 205V204H162ZM186 205V204H184ZM189 205H193V204H189ZM188 205V206H189ZM67 207L65 208L66 211H64L66 214H78V217L72 220H75L72 224H71V231L65 233V235H67L66 238H68L66 241H64V244L62 245L61 251L59 252V254L55 255L54 257L51 255H47L50 256V258L48 257H36L35 255H24V253L22 251H25L24 249V243H26V239H24V235L22 234L24 231V226L25 225H31V229L30 231L32 233L35 232L34 229H38V230H48L51 227L55 229V227H57L59 225V223H64L63 221H65V218H62L61 216L58 215V211L61 209V207ZM127 205H125L124 207H126ZM158 206V205H157ZM173 206H175L173 204ZM178 206V205H177ZM180 206V205H179ZM193 206H196V204H194ZM192 206V208H193ZM204 206V205H203ZM214 206V205H213ZM225 206V205H224ZM228 206H230L228 204ZM241 206V205H240ZM60 207V208H59ZM149 207V205H148ZM166 207H168V203L166 205ZM164 205L165 210H167ZM183 207H187L186 206H182ZM198 207V206H197ZM215 207V206H214ZM152 208L154 210L155 205H152ZM179 208V207H178ZM190 208V206H189ZM199 208V207H198ZM195 209L196 211L198 210L200 212V209ZM202 209V206L200 207ZM206 209V207H203ZM209 208V207H208ZM213 208V207H210ZM219 208V207H218ZM225 208V207H224ZM257 208V207H256ZM126 209V208H125ZM139 209V207H138ZM149 209V208H148ZM177 209V207H176ZM204 209V210H205ZM228 209V208H227ZM232 209V207H231ZM262 209V208H261ZM64 210V209H62ZM135 210V209H134ZM142 210V208H141ZM139 210V211H141ZM151 208H150V213H151ZM157 210V209H156ZM171 210V208L169 207V211ZM181 210V209H180ZM191 210V209H190ZM192 210V211H195ZM216 210V209H215ZM219 210V209H218ZM126 211H130V210H126ZM162 211V210H161ZM175 211V210H174ZM185 211V208H184ZM183 211V213H185ZM187 212L189 211V209L186 210ZM206 211V210H205ZM236 211V210H234ZM238 211V210H237ZM244 211V210H242ZM252 212H254V210H251ZM61 212V211H60ZM125 212V210H124ZM127 212V213H128ZM131 212V211H130ZM138 212V211H137ZM155 212V211H154ZM160 212V211H159ZM171 212V211H170ZM204 212V211H203ZM207 212H209L207 210ZM248 212V211H246ZM251 212V213H252ZM81 213L82 216H79ZM125 213V214H127ZM144 213V211H143ZM148 213V212H147ZM149 213V214H150ZM167 213V212H166ZM178 214V212H176ZM195 213V212H194ZM238 213V212H236ZM239 213H241V211H239ZM250 213V212H248ZM263 213V211H262ZM63 214V213H62ZM65 214V215H66ZM141 214V213H140ZM156 215V213H154ZM158 214V212H157ZM188 214V213H187ZM206 214V213H205ZM213 214V213H212ZM217 214V213H216ZM242 214V213H241ZM245 213H243L244 215ZM129 215V214H127ZM131 215V214H130ZM139 215V214H138ZM142 215V214H141ZM146 215V214H145ZM160 215V214H159ZM159 215H157L159 217ZM202 215V214H201ZM215 215V214H214ZM235 215V213H234ZM242 215V216H243ZM248 215V214H247ZM137 216V214H136ZM150 216V215H149ZM166 216V215H165ZM169 216V215H168ZM179 216V215H178ZM205 216V215H203ZM218 216V215H217ZM232 216V215H231ZM72 217V216H71ZM69 217V218H71ZM74 217V216H73ZM129 217V216H128ZM127 217V218H128ZM154 217V215H153ZM163 217V216H162ZM161 217V218H162ZM196 217V216H195ZM201 217V216H200ZM206 217V216H205ZM209 217V216H208ZM207 217V218H208ZM220 217V216H219ZM224 217V216H223ZM245 217V216H244ZM68 218V217H67ZM144 218V217H143ZM151 218V217H150ZM156 218V216L154 217ZM173 218V216H172ZM187 218V217H186ZM202 218V217H201ZM221 218V217H220ZM227 218V217H226ZM225 218V220H226ZM230 217L228 216L227 219H229ZM238 218V217H237ZM256 218V217H255ZM134 219V218H133ZM137 219V217H136ZM142 219V218H140ZM139 219V220H140ZM147 219V218H146ZM157 219V218H156ZM155 219V220H156ZM170 219V218H169ZM178 219V217H177ZM184 219V218H183ZM182 219V220H183ZM191 219V218H190ZM189 219V220H190ZM205 219V218H204ZM233 219V216H232ZM236 219V217H234V220ZM252 219V218H251ZM127 220H130L127 219ZM144 220V219H143ZM152 220V219H151ZM179 220V219H178ZM181 220V221H182ZM210 221V219H208ZM207 220V221H208ZM230 221H233L231 219H229ZM240 220V217L237 219ZM248 220V219H246ZM71 221V220H70ZM68 221V222H70ZM135 221V220H134ZM162 221V220H161ZM174 221V220H173ZM172 221V222H173ZM184 221V220H183ZM188 221V220H187ZM196 221V220H195ZM250 221V220H249ZM249 221H247L249 223ZM67 222V224H68ZM132 222V221H131ZM139 222V221H138ZM136 223V227L137 224ZM145 222V221H144ZM157 222V221H156ZM166 222V221H165ZM190 222V221H188ZM212 222V221H211ZM215 222V221H214ZM219 222V221H218ZM229 222V221H228ZM238 222V221H236ZM240 222V221H239ZM238 222V223H239ZM244 222V221H241ZM253 221H250V223ZM262 222V221H261ZM128 223V222H127ZM140 223V222H139ZM159 223V221L157 222ZM163 223V222H162ZM161 223V224H162ZM169 223V222H168ZM176 223V222H175ZM180 223V221L178 222ZM206 222H204L205 224ZM208 223V222H207ZM237 223V224H238ZM246 223V221H245ZM259 223V221H258ZM124 224V223H123ZM154 224V222H153ZM181 224V223H180ZM190 224V223H189ZM196 224V223H195ZM224 225V223H222ZM235 225V223H232ZM244 224V223H243ZM256 224V221H255ZM261 224V223H260ZM66 225V223H65ZM132 225V224H130ZM183 225V224H182ZM186 225V224H184ZM199 225L198 229H199ZM213 226V224H211ZM215 225H217L215 223ZM247 225V224H246ZM36 226V227H35ZM135 226V225H133ZM144 226V224H143ZM147 225H145L146 227ZM163 226V225H162ZM167 226V225H166ZM173 226V224H172ZM175 226V225H174ZM177 226V225H176ZM195 226V228L197 229V227ZM204 226V225H203ZM226 226V225H225ZM238 226V225H237ZM241 226V225H240ZM245 226V225H244ZM249 226V225H248ZM252 226V225H251ZM250 226V227H251ZM28 227V226H27ZM140 227V226H139ZM206 227V225L204 226V228ZM210 227V226H209ZM217 227V226H215ZM224 227V226H223ZM234 227V226H233ZM256 227V226H255ZM59 228V227H57ZM120 228V226H119ZM124 228V227H123ZM122 228V229H123ZM131 228V227H130ZM151 228V227H150ZM158 228V227H157ZM161 228V225L160 227ZM170 228V227H169ZM168 228V229H169ZM211 228V227H210ZM225 228V227H224ZM229 228V227H228ZM231 228V227H230ZM252 228V227H251ZM61 229V228H60ZM137 229V228H136ZM135 229V231H136ZM164 229V228H163ZM167 229V228H166ZM173 229V228H172ZM190 229V228H189ZM188 229V230H189ZM197 229V230H198ZM203 229V227H202ZM200 231H203V230ZM206 229V228H205ZM204 229V230H205ZM232 229V228H231ZM238 229V228H237ZM244 229V228H243ZM242 229V233L244 232ZM247 229V228H246ZM250 229V228H249ZM262 229V228H261ZM138 230V229H137ZM140 230V229H139ZM138 230V231H139ZM159 230V229H158ZM183 230V228H180V231ZM184 230L187 231L184 227ZM210 230V229H208ZM223 230V229H222ZM227 230V228H226ZM241 230V228H240ZM239 230V231H240ZM264 230V229H262ZM120 231L121 230L120 228ZM125 231V229H124ZM134 231V230H133ZM137 231V232H138ZM142 231V229H141ZM162 231V230H161ZM177 231V230H176ZM179 231V232H180ZM211 231V230H210ZM221 231V230H220ZM224 231V230H223ZM251 231V230H250ZM253 231V230H252ZM37 232V231H36ZM48 232V231H46ZM132 232V231H131ZM130 232V233H131ZM164 233V236L167 235L165 234L164 231H162ZM178 232V231H177ZM178 232L177 235H179L180 233ZM193 233V231H191ZM191 232L189 231V234H191ZM207 232V231H206ZM216 232V231H215ZM227 232V231H226ZM235 232V231H234ZM237 232V231H236ZM255 232V230H254ZM11 233H14L16 235L15 239L17 241L15 242V252L17 253L15 256H11L8 257L6 256V250L8 248V237ZM63 233V232H62ZM60 232V234H62ZM116 233H118L116 231ZM123 233H127V232H123ZM122 233V235H123ZM129 233V234H130ZM159 233V232H158ZM156 233V229H155V234ZM176 233V232H175ZM194 233L195 230H194ZM204 233V231L202 232ZM213 233V231H212ZM217 233V232H216ZM241 233V232H240ZM261 233V232H260ZM36 234V233H35ZM59 234V233H58ZM120 234V233H119ZM128 234V233H127ZM133 234V233H132ZM139 234V233H138ZM136 234V235H138ZM142 234V233H140ZM170 235V232L168 233ZM174 234V233H172ZM185 235V233H183ZM201 234V233H200ZM199 234V235H200ZM218 234V233H217ZM216 234V235H217ZM221 234V233H220ZM250 233H248L247 235H249ZM255 234V233H254ZM257 234V233H256ZM39 235V234H38ZM37 235V236H38ZM47 235V234H46ZM118 235V234H117ZM131 235V234H130ZM151 235V234H150ZM149 235V236H150ZM184 235L182 237H184ZM196 235V234H195ZM198 235V234H197ZM206 235V234H205ZM215 235V236H216ZM222 235V234H221ZM228 235V234H227ZM243 235V234H242ZM13 236V235H12ZM30 237V235H28ZM27 236V237H28ZM49 236V235H48ZM119 236V235H118ZM144 236V235H143ZM152 236V235H151ZM160 236V235H159ZM186 236V235H185ZM190 236V235H189ZM202 236V234H201ZM208 236V235H207ZM213 236V235H212ZM220 236V235H219ZM219 236H216L219 237ZM230 236H234V235H230ZM240 236V235H239ZM24 237V238H23ZM46 236H44L45 238ZM60 237V236H59ZM127 237V236H126ZM146 237V236H145ZM178 237V236H177ZM188 237V236H187ZM195 237V236H194ZM206 237V236H205ZM209 237V236H208ZM226 237V236H224ZM229 237V236H228ZM237 237V236H236ZM117 237H115L116 239ZM149 239L151 237H148ZM156 238V235H155ZM198 238V237H196ZM196 238H193L194 240ZM204 238V237H202ZM201 238V239H202ZM230 238V237H229ZM240 238V237H239ZM238 238V239H239ZM243 237H241V241ZM254 238V237H253ZM252 238V239H253ZM264 238V237H262ZM43 239V238H41ZM106 239V240H107ZM122 239V237H121ZM120 239V240H121ZM127 239V238H126ZM130 239V238H129ZM134 239V238H133ZM136 239V238H135ZM140 239V237H139ZM146 239V238H145ZM164 239V238H163ZM168 239V238H167ZM174 239V238H173ZM176 239V238H175ZM185 239V238H184ZM210 239V238H209ZM208 239V240H209ZM213 239V238H212ZM215 239V237H214ZM222 239V238H221ZM249 239V238H248ZM247 239V240H248ZM29 240V239H28ZM31 240V239H30ZM44 240V239H43ZM60 240V239H59ZM128 240V239H127ZM151 240V239H150ZM158 240V239H156ZM161 240V239H160ZM189 240V239H188ZM200 240V239H199ZM217 239H215L216 241ZM245 240V238H244ZM246 240V241H247ZM251 240V239H250ZM33 241V240H31ZM30 241V242H31ZM48 241V240H47ZM58 241V240H56ZM136 241V240H135ZM138 241V240H137ZM136 241V242H137ZM143 241V240H142ZM159 241V240H158ZM166 241V238L165 240ZM163 241V242H164ZM170 241V240H169ZM179 241V240H178ZM177 241V242H178ZM187 241V240H186ZM191 241V239H190ZM197 241V239L195 240ZM212 241V240H210ZM249 241V240H248ZM12 242V241H11ZM44 242V241H43ZM105 242V241H104ZM118 242V241H117ZM121 242V241H120ZM140 242V241H139ZM137 242V243H139ZM163 242L160 241V244H162ZM176 242V241H175ZM177 242L175 243L176 245ZM207 242V241H206ZM204 242V243H206ZM222 242V241H221ZM33 243H35V241H33ZM62 243V242H61ZM142 243V242H141ZM151 243V242H150ZM159 243V242H158ZM165 243V242H164ZM181 243V242H180ZM193 243V242H192ZM191 243V245H192ZM203 243V242H202ZM210 243V242H209ZM218 243V242H217ZM244 243V242H243ZM262 242H259L258 244H260ZM28 244V243H27ZM43 244V243H42ZM103 244V243H102ZM106 244V243H104ZM121 244V243H119ZM147 244V243H146ZM149 244V243H148ZM169 245V243H167ZM184 244V243H183ZM186 244V243H185ZM195 244V242H194ZM193 244V246H195ZM228 244V243H227ZM236 244V243H235ZM239 243H237L238 245ZM31 245V244H29ZM38 245V244H36ZM41 245V244H40ZM45 245V243H44ZM49 245V243H48ZM47 245V246H48ZM112 245V244H111ZM117 245V243L115 244ZM135 244H133L132 246H134ZM140 245V244H139ZM142 245V244H141ZM181 244H179L180 246ZM212 245V244H211ZM240 245V244H239ZM253 245V244H252ZM255 245V244H254ZM42 246V245H41ZM106 246V245H105ZM109 246V245H108ZM106 246V248L108 247ZM131 246V245H130ZM164 246V245H163ZM170 246V245H169ZM198 246V243H197ZM196 246V247H197ZM207 246V243H206ZM247 246V245H246ZM256 248L258 245H255ZM254 246V247H255ZM26 247V246H25ZM110 247V246H109ZM143 247V246H142ZM141 247V248H142ZM152 247V246H151ZM151 247H148L149 249ZM173 248V246H171ZM182 247V246H181ZM184 247V246H183ZM199 247V246H198ZM204 247V246H202ZM229 247V245L227 246ZM232 247V246H231ZM234 247V245H233ZM232 247V248H233ZM242 247V246H240ZM245 247V246H244ZM261 247V246H260ZM11 248V247H10ZM38 248H40L38 246ZM37 248V249H38ZM47 248V247H46ZM137 248V246H136ZM165 248V247H164ZM170 248V247H169ZM208 248V247H207ZM226 248V247H225ZM253 248V247H252ZM43 249V248H42ZM54 249V248H53ZM52 249V250H53ZM105 249V248H104ZM113 249V248H112ZM146 249V248H145ZM175 249V248H174ZM193 249V248H192ZM218 249V248H217ZM240 249V248H238ZM11 250V249H9ZM39 250V249H38ZM108 250V249H107ZM110 250V249H109ZM127 250V249H126ZM144 250V248H143ZM158 250V249H156ZM161 250V249H159ZM164 250V249H163ZM169 250V249H167ZM212 250V248H211ZM237 250V249H236ZM245 250V249H244ZM13 251V250H12ZM58 251V250H57ZM106 251V250H104ZM112 251V250H110ZM116 251V250H115ZM140 251V250H139ZM151 251V250H150ZM171 251V250H170ZM169 251V252H170ZM177 251V249H175V252ZM184 251V250H182ZM190 251V250H189ZM193 251V250H192ZM221 251V250H220ZM224 251V250H223ZM227 251V250H225ZM234 251V250H233ZM232 251V252H233ZM257 251V250H256ZM10 252V251H9ZM12 255H14V253ZM33 252V251H32ZM88 252V251H87ZM120 252V251H118ZM143 252V251H142ZM147 252L148 249H147ZM156 252V251H155ZM163 252V251H162ZM165 252V251H164ZM173 252V251H172ZM180 252V251H179ZM195 252V251H194ZM205 252V251H204ZM231 252V250H230ZM247 252V251H246ZM245 252V254H246ZM252 251H250L251 253ZM50 253V252H49ZM89 253V252H88ZM96 253V252H95ZM152 253V252H151ZM157 253V252H156ZM167 253V252H165ZM183 253V252H182ZM184 253H187L184 251ZM206 253V252H205ZM210 253V252H209ZM218 253V252H216ZM223 253V252H222ZM228 253V252H227ZM235 253V252H234ZM253 253V252H252ZM45 254V253H44ZM47 254V253H46ZM108 254V251H107ZM111 254V253H110ZM137 254V253H136ZM147 255H151L146 253ZM162 254V253H161ZM175 254V253H174ZM211 254V253H210ZM249 253L247 252V255ZM8 255V254H7ZM11 255V254H10ZM43 255V254H42ZM105 255V252L104 254ZM121 255V254H120ZM126 255V254H125ZM124 255V256H125ZM143 255V254H141ZM145 255V252H144ZM160 255V254H159ZM166 255V254H163ZM162 255V256H163ZM170 255V253L168 254ZM173 255V254H172ZM184 255V254H182ZM192 255V254H191ZM212 255V254H211ZM209 255V256H211ZM221 255V252H220ZM227 255V254H226ZM243 255V254H242ZM250 255V254H249ZM107 256V255H106ZM105 256V257H106ZM116 256V255H115ZM154 256V255H153ZM162 256L160 258H162ZM171 256V255H170ZM177 256V255H176ZM208 256V257H209ZM215 256V255H214ZM104 257V256H103ZM108 257V256H107ZM113 257V256H112ZM119 257V256H117ZM122 257V256H121ZM138 257V256H137ZM156 257V256H155ZM167 257V255H166ZM165 257V258H166ZM187 257V256H186ZM188 257H190V255L188 254ZM217 256H215L216 258ZM220 257V256H219ZM218 257V258H219ZM225 257V255H224ZM228 257V255L226 256V258ZM230 257V256H229ZM148 258V257H147ZM171 258V257H170ZM191 258V257H190ZM213 258V257H212ZM217 258V259H218ZM104 259V258H103ZM168 259V258H167ZM174 259V258H173ZM181 259V258H180ZM193 260V258H191ZM136 260V259H135ZM148 260V259H147ZM157 260V259H156ZM163 260V259H162ZM166 260V259H165ZM110 261V260H109ZM117 261V260H116ZM137 261V260H136ZM170 261V260H169ZM176 261V260H175ZM180 261V260H179ZM178 261V262H179ZM195 261V260H194ZM193 261V262H194ZM147 263V261H145ZM149 262V261H148ZM177 262V261H176ZM184 262V261H183ZM189 262V261H188ZM220 262V261H219ZM128 263H130V261H128ZM154 263V262H153ZM196 263V262H194ZM223 263V262H222ZM221 263V264H222ZM119 264V263H118ZM125 264H127L125 262ZM134 264V263H133ZM151 264V263H150ZM167 264V263H166ZM181 264V263H179ZM190 264V263H189ZM192 264V262H191ZM197 264V263H196ZM230 264V263H229Z\"/></svg>", "mask_w": 264, "mask_h": 264}, {"label": "trees", "instance_id": "3", "mask_svg": "<svg viewBox=\"0 0 264 264\" xmlns=\"http://www.w3.org/2000/svg\"><path fill=\"white\" fill-rule=\"evenodd\" d=\"M204 78H206V76H203Z\"/></svg>", "mask_w": 264, "mask_h": 264}]
</instances>
